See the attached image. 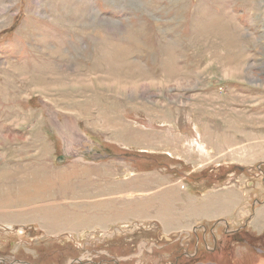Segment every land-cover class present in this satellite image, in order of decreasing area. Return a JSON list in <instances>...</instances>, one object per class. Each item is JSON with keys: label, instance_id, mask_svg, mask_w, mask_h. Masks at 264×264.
Segmentation results:
<instances>
[{"label": "rangeland", "instance_id": "rangeland-1", "mask_svg": "<svg viewBox=\"0 0 264 264\" xmlns=\"http://www.w3.org/2000/svg\"><path fill=\"white\" fill-rule=\"evenodd\" d=\"M260 247L264 0H0V258L264 264Z\"/></svg>", "mask_w": 264, "mask_h": 264}, {"label": "crops", "instance_id": "crops-1", "mask_svg": "<svg viewBox=\"0 0 264 264\" xmlns=\"http://www.w3.org/2000/svg\"><path fill=\"white\" fill-rule=\"evenodd\" d=\"M211 231H212V230H211ZM211 231H210V232H211ZM203 233H206V232H205V231H204V232L202 231L201 234H203ZM206 234H207V233H206ZM208 234H209V235H210V234L212 235V232H211V233L208 232ZM204 235H205V234H204ZM204 235L202 236L203 242H205V236H204ZM202 239H201V240H202ZM212 240H213V239H212ZM259 251H261L260 253L264 254V247H260V250H259ZM263 257H264V256H263Z\"/></svg>", "mask_w": 264, "mask_h": 264}, {"label": "bare ground", "instance_id": "bare-ground-1", "mask_svg": "<svg viewBox=\"0 0 264 264\" xmlns=\"http://www.w3.org/2000/svg\"><path fill=\"white\" fill-rule=\"evenodd\" d=\"M139 67H140V66H139ZM222 69H223V68H222ZM224 69H226V68H224ZM224 69H223V70H224ZM135 70H136V69H135ZM223 70H222V71H223ZM226 71H227V69H226ZM226 71H223V72H226ZM223 72H222V73H223ZM230 72H231V71H230ZM140 73H141V72H140ZM228 73H229V72H228ZM134 74H135V73H134ZM229 75H230V73H229ZM227 76H228V74H227ZM234 77H235V76H234ZM150 85H151V84H150ZM151 86H152V85H151ZM44 89H45V88H44Z\"/></svg>", "mask_w": 264, "mask_h": 264}, {"label": "flooded vegetation", "instance_id": "flooded-vegetation-1", "mask_svg": "<svg viewBox=\"0 0 264 264\" xmlns=\"http://www.w3.org/2000/svg\"><path fill=\"white\" fill-rule=\"evenodd\" d=\"M7 263H9V262H4L3 264H7Z\"/></svg>", "mask_w": 264, "mask_h": 264}, {"label": "water", "instance_id": "water-1", "mask_svg": "<svg viewBox=\"0 0 264 264\" xmlns=\"http://www.w3.org/2000/svg\"><path fill=\"white\" fill-rule=\"evenodd\" d=\"M1 261V260H0ZM20 263V262H19Z\"/></svg>", "mask_w": 264, "mask_h": 264}]
</instances>
